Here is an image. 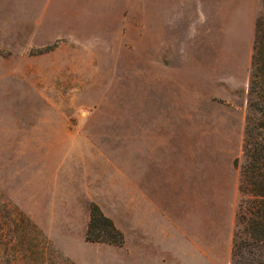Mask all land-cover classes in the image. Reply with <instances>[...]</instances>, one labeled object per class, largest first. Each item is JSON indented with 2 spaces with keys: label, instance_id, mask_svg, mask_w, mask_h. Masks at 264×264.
<instances>
[{
  "label": "rangeland",
  "instance_id": "1",
  "mask_svg": "<svg viewBox=\"0 0 264 264\" xmlns=\"http://www.w3.org/2000/svg\"><path fill=\"white\" fill-rule=\"evenodd\" d=\"M262 14L264 0H0V248L114 264L85 235L91 205L125 229L128 159L147 200L181 202L208 264H254L238 187Z\"/></svg>",
  "mask_w": 264,
  "mask_h": 264
},
{
  "label": "trees",
  "instance_id": "2",
  "mask_svg": "<svg viewBox=\"0 0 264 264\" xmlns=\"http://www.w3.org/2000/svg\"><path fill=\"white\" fill-rule=\"evenodd\" d=\"M247 113L242 144L244 164L238 190L250 196L251 200L244 206V215L239 216V226L248 241L243 247L258 250V259L254 264H264V14L255 22L247 85ZM85 241L112 247L123 245L121 233L95 205L90 206ZM232 244L236 252L237 245L234 241Z\"/></svg>",
  "mask_w": 264,
  "mask_h": 264
},
{
  "label": "crops",
  "instance_id": "3",
  "mask_svg": "<svg viewBox=\"0 0 264 264\" xmlns=\"http://www.w3.org/2000/svg\"><path fill=\"white\" fill-rule=\"evenodd\" d=\"M175 210L166 212L138 191L132 180V165L127 159L126 225L125 229L117 226L123 233V245L87 246L102 252L107 250L106 253L113 256L111 262L114 264H208L206 253L198 248L197 228L194 225H183L181 202L179 214ZM83 246L86 247L84 243ZM9 253L0 248V264H23L21 254Z\"/></svg>",
  "mask_w": 264,
  "mask_h": 264
}]
</instances>
